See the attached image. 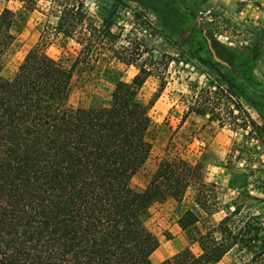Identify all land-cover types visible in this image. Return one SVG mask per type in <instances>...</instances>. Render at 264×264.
Wrapping results in <instances>:
<instances>
[{
	"label": "trees",
	"instance_id": "16d2710c",
	"mask_svg": "<svg viewBox=\"0 0 264 264\" xmlns=\"http://www.w3.org/2000/svg\"><path fill=\"white\" fill-rule=\"evenodd\" d=\"M19 1L22 11L40 10L45 18L38 41L5 78L1 71L23 15L9 7L0 12V264H217L231 252L240 264H264V211L243 210L252 201L264 209V198L246 189L224 202L217 184L207 179L204 158L190 162L178 154L182 139L169 141L143 188L132 184L152 154L151 109L175 58L113 31L112 14L90 12L85 0H49L45 8L42 0ZM53 44L61 48L57 56L47 51ZM122 64L137 67L128 81ZM215 70L205 84L187 83L182 120L205 115L244 131L246 141L254 139L258 144L248 145L250 170L240 186L248 188L252 175L264 193L256 183L264 181L263 169L251 167L264 153V126L244 104L253 99ZM151 75L160 84L144 101L139 93ZM99 77L115 82L107 103L70 102L77 86ZM239 148L233 144L229 162L236 150L243 158ZM215 164L230 168L224 161ZM230 186L239 187L233 177ZM188 192L194 202L181 211L178 224L199 252L186 246L153 262L160 241L147 223L151 207L170 198L182 205Z\"/></svg>",
	"mask_w": 264,
	"mask_h": 264
},
{
	"label": "rangeland",
	"instance_id": "374dc122",
	"mask_svg": "<svg viewBox=\"0 0 264 264\" xmlns=\"http://www.w3.org/2000/svg\"><path fill=\"white\" fill-rule=\"evenodd\" d=\"M48 2L42 0L44 8ZM85 6L92 13H111L113 31L137 39L156 53L166 52L175 58L168 66L167 84L151 109L155 126L152 154L133 176V186L143 188L156 169L159 158L165 154L169 141L179 143L182 139L178 154L190 162L204 158L207 179L217 184V193L224 202H229L239 191L246 189L252 195L264 198V193L255 188V176H249L248 188L240 186L244 174L250 170L245 160L248 145L257 142L254 139L246 141L244 131H232L218 121H208L205 115L191 113L183 121L185 105L181 97L182 93L188 91L189 81L205 84L215 75L217 68L236 81L262 107L259 111L252 100L244 99L251 115L264 126V0H85ZM4 7L23 15L17 39L1 71L5 78H11L25 54L38 41L40 23L45 16L40 10L22 11L19 0H0V12ZM69 46L73 48L72 43ZM212 49L221 55L224 62L213 57ZM60 50L56 44L47 49L52 56H57ZM197 56H202L204 60H198ZM183 58L188 60L185 62L181 60ZM121 67L123 80H130L137 72L135 65L122 64ZM114 83L113 78L99 77L80 84L71 94L70 102L81 106L107 103ZM159 84L157 76H149L140 90V97L149 101ZM233 144L237 149L241 147L239 149L244 154L241 158V152L236 150L232 162H229L227 155ZM259 158L261 161L252 163L251 167L261 168L264 173L263 152ZM220 161L230 168L215 164ZM232 177L239 187L230 186ZM256 183L259 187L264 186V181ZM244 199L241 196L240 203ZM247 201H244L245 205ZM193 202L192 193L188 192L182 205L172 198L153 204L147 223L160 241L159 247L151 255L153 262L186 246L195 253L199 252L198 244L190 242L178 225L181 211L192 206ZM247 205L249 208L245 207L244 211H264L259 201ZM223 214L224 211L217 212L213 220L218 221ZM217 264L240 262L231 252Z\"/></svg>",
	"mask_w": 264,
	"mask_h": 264
},
{
	"label": "water",
	"instance_id": "95a60500",
	"mask_svg": "<svg viewBox=\"0 0 264 264\" xmlns=\"http://www.w3.org/2000/svg\"><path fill=\"white\" fill-rule=\"evenodd\" d=\"M212 51H213V55H214V58L216 59V60H218V61H221V62H224V61H222L217 55H216V53H215V51L212 49Z\"/></svg>",
	"mask_w": 264,
	"mask_h": 264
},
{
	"label": "crops",
	"instance_id": "0c3cea01",
	"mask_svg": "<svg viewBox=\"0 0 264 264\" xmlns=\"http://www.w3.org/2000/svg\"><path fill=\"white\" fill-rule=\"evenodd\" d=\"M178 225H179V224H178ZM167 250L169 251V249H167ZM168 251H167V252H168ZM161 260H163V259H161ZM161 260H159V261H161ZM159 261H156V262H159Z\"/></svg>",
	"mask_w": 264,
	"mask_h": 264
}]
</instances>
